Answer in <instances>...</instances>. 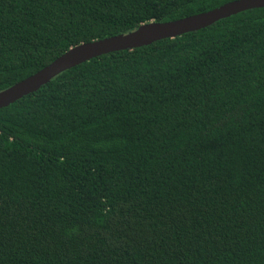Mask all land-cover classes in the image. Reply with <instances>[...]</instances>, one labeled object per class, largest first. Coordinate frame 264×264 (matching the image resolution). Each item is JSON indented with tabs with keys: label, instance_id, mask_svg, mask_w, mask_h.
Returning a JSON list of instances; mask_svg holds the SVG:
<instances>
[{
	"label": "trees",
	"instance_id": "trees-1",
	"mask_svg": "<svg viewBox=\"0 0 264 264\" xmlns=\"http://www.w3.org/2000/svg\"><path fill=\"white\" fill-rule=\"evenodd\" d=\"M230 1L0 0V91L80 43ZM0 264H264V8L1 108Z\"/></svg>",
	"mask_w": 264,
	"mask_h": 264
},
{
	"label": "water",
	"instance_id": "water-1",
	"mask_svg": "<svg viewBox=\"0 0 264 264\" xmlns=\"http://www.w3.org/2000/svg\"><path fill=\"white\" fill-rule=\"evenodd\" d=\"M255 8H264V0H233L203 13L169 22L151 21L140 24L136 29L124 34L80 43L34 74L0 91V109L35 92L59 73L92 58L135 49L162 39L175 38L205 28L220 19Z\"/></svg>",
	"mask_w": 264,
	"mask_h": 264
}]
</instances>
